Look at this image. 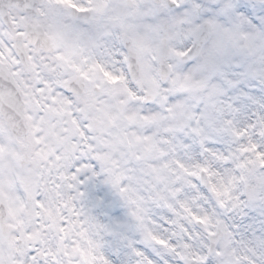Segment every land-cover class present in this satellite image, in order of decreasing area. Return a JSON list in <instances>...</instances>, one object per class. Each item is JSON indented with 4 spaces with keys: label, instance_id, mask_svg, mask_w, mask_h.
<instances>
[{
    "label": "snow or ice",
    "instance_id": "obj_1",
    "mask_svg": "<svg viewBox=\"0 0 264 264\" xmlns=\"http://www.w3.org/2000/svg\"><path fill=\"white\" fill-rule=\"evenodd\" d=\"M261 11L0 0V264H264Z\"/></svg>",
    "mask_w": 264,
    "mask_h": 264
},
{
    "label": "clouds",
    "instance_id": "obj_2",
    "mask_svg": "<svg viewBox=\"0 0 264 264\" xmlns=\"http://www.w3.org/2000/svg\"><path fill=\"white\" fill-rule=\"evenodd\" d=\"M257 11H260V10L258 9ZM260 16H264V11L260 12ZM252 19L255 21V23L254 24L246 23V27L255 28L257 24L264 26V21H261L260 18L255 13L252 14ZM89 193H90L89 196L85 197L83 201L77 200V205L80 206L82 204L85 210L92 209L93 214L97 215L101 222H104L105 218L102 215V210L93 208V200L97 196L110 198L112 190L108 186H101L99 189H97L96 187H93L89 190ZM72 194L75 195V193H72ZM150 210H151V206H150ZM249 239H251L250 235L244 236V237H240V236L236 237L237 241H240V240L247 241ZM237 248L240 250V254L243 255L244 246L242 244H237Z\"/></svg>",
    "mask_w": 264,
    "mask_h": 264
}]
</instances>
